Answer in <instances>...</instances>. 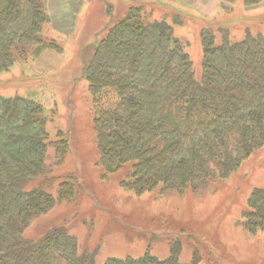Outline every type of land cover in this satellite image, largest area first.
<instances>
[{
    "label": "trees",
    "instance_id": "obj_1",
    "mask_svg": "<svg viewBox=\"0 0 264 264\" xmlns=\"http://www.w3.org/2000/svg\"><path fill=\"white\" fill-rule=\"evenodd\" d=\"M222 1L232 12L236 0ZM52 3L0 0V72L31 65L49 51L62 53V45L44 33L54 25ZM260 3L243 0L246 8ZM69 5H60L61 11ZM186 15L169 5L130 2L84 51L82 76L92 99L101 177L118 175L136 198L214 190L264 145L263 32L246 25L236 38L231 23L199 24L197 75L193 42L176 32L191 20ZM50 114L41 100L0 95V264H97L98 250L82 248L70 230L84 216L83 182L75 172L54 174L47 165L49 147L56 166L69 151L67 132L51 136ZM55 207H63L57 215L62 221L36 238L24 234L35 217ZM168 220L154 218L152 230L142 232L152 241L160 229L171 228L168 238L179 230L167 258L148 250L104 264H197L198 247L190 262L180 260L183 242L204 246L188 225L174 227ZM242 222L248 231L264 233V187L252 191Z\"/></svg>",
    "mask_w": 264,
    "mask_h": 264
},
{
    "label": "rangeland",
    "instance_id": "obj_2",
    "mask_svg": "<svg viewBox=\"0 0 264 264\" xmlns=\"http://www.w3.org/2000/svg\"><path fill=\"white\" fill-rule=\"evenodd\" d=\"M130 2L169 5L191 18L185 26L176 28V32L193 42L197 75L201 73L202 59H199L202 52L200 54L201 47L194 38L200 30L199 24L231 23L236 38L244 35L246 25L260 28L264 34V0L250 8L244 6L243 0H236L232 12L226 11L230 4L222 0H72L71 3L53 0L54 25H48L44 33L62 45V53L49 51L31 65L19 63L0 72V95L41 100L51 111L49 118L53 114L55 117L47 125L51 136L56 137L60 130L68 133L69 151L64 161L54 165L55 150L49 147L47 165L54 174L75 172L83 182L87 190L80 206L84 219L75 221L70 230L82 248L98 250L97 264H104L109 257L142 256L148 250L162 259L167 258L171 238L176 239L180 232L171 230L172 237L168 238L171 228H163L160 229L162 234L151 241L144 235L147 233L142 232L146 228L152 230L148 224L154 218L169 219L174 227L177 223L188 225L194 240L204 246L183 242L184 236L179 235L183 242L180 260L184 263L192 260L195 247H198L200 260L197 264H264V233H252L242 222L252 191L264 187V145L253 151L214 190L201 195L186 193L158 199L149 195L136 198L121 186L118 175L102 179L97 164L92 99L88 82L82 76L84 51L111 18L122 13ZM66 4H70L67 11H61L60 5ZM189 15L197 19L191 23L194 18ZM51 192L56 195L57 180L53 182ZM62 210L63 207H55L35 217L24 234L38 237L51 224L64 219L57 216Z\"/></svg>",
    "mask_w": 264,
    "mask_h": 264
}]
</instances>
